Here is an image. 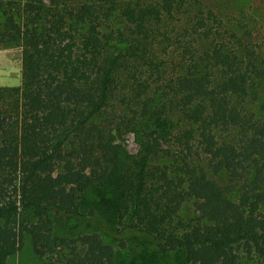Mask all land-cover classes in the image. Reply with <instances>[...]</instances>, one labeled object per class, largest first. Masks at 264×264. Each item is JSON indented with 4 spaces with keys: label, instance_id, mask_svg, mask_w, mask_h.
<instances>
[{
    "label": "trees",
    "instance_id": "1",
    "mask_svg": "<svg viewBox=\"0 0 264 264\" xmlns=\"http://www.w3.org/2000/svg\"><path fill=\"white\" fill-rule=\"evenodd\" d=\"M231 26L203 0H0V49L22 51L0 85V264L26 235L45 264L264 257V58Z\"/></svg>",
    "mask_w": 264,
    "mask_h": 264
},
{
    "label": "rangeland",
    "instance_id": "2",
    "mask_svg": "<svg viewBox=\"0 0 264 264\" xmlns=\"http://www.w3.org/2000/svg\"><path fill=\"white\" fill-rule=\"evenodd\" d=\"M213 7L219 14L231 22V27L247 36L250 45L264 58V0H203ZM22 82V51L21 47H8L0 49V85H20ZM129 153H136L140 148V142L135 132L122 134L119 139ZM165 146V144H163ZM58 231L61 234L77 236L93 229L88 219L58 217ZM149 254L155 250V246L149 243ZM140 249L144 247L142 241L136 240L130 244ZM11 261L15 264H45L34 253L33 242L30 236L24 238V246ZM252 264H264V257L254 256Z\"/></svg>",
    "mask_w": 264,
    "mask_h": 264
}]
</instances>
